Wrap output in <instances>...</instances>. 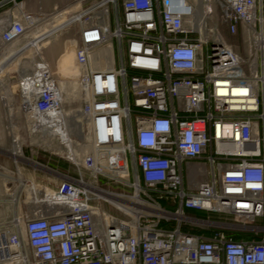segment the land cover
<instances>
[{"label": "built area", "instance_id": "obj_1", "mask_svg": "<svg viewBox=\"0 0 264 264\" xmlns=\"http://www.w3.org/2000/svg\"><path fill=\"white\" fill-rule=\"evenodd\" d=\"M87 1L0 0L9 156L51 140L77 171L0 170V264H264V0ZM71 28L72 94L43 50Z\"/></svg>", "mask_w": 264, "mask_h": 264}, {"label": "rangeland", "instance_id": "obj_2", "mask_svg": "<svg viewBox=\"0 0 264 264\" xmlns=\"http://www.w3.org/2000/svg\"><path fill=\"white\" fill-rule=\"evenodd\" d=\"M20 3V0H18ZM92 1L94 0H88L86 3L83 4V7H86L88 4H90ZM12 4L8 5L7 7L11 6ZM39 6H42L41 4L38 5L37 9L39 8ZM21 7V6H20ZM43 7V6H42ZM22 8V7H21ZM36 9V10H37ZM44 10H46L43 7ZM54 10V9H53ZM47 12H52L49 10H46ZM74 30V28H71L67 31H61L58 32L57 34H54L53 36H51V38L49 39V44L46 45L44 47V55L46 56V58L54 65L58 67V72L61 75V77L64 79V76H66L65 74V67H64V60L67 56V53L70 52L72 45L75 44V41L71 40L74 39L75 36L73 34H71V32ZM227 38L231 41H235V42H239L241 44L242 42V37L241 36H235V37H230L227 36ZM68 40V41H67ZM22 45L21 43H17L13 46H9L7 48H5L6 52L4 54H1L0 56V60L3 59V57L9 56L11 53H15ZM239 53L242 56H245L246 52L244 51V48L242 45H240L239 48ZM21 58V62H22ZM16 66V65H15ZM19 66V64L17 65V67ZM28 66L25 63V67ZM15 68V67H14ZM18 69L17 71L14 70L13 68L10 69L9 71H7V73L5 72V74H3L0 77V148L4 149V150H9V148L11 147L10 141H9V121L7 118V113H6V104L7 102L9 103L8 100L5 99H1V95L2 93L5 91V82L6 79L8 80V82H14L16 77H17V73H18ZM63 85L65 86V89L68 90V93L72 94V89L75 88L76 89V85L75 84H69L67 81H65L64 79V83ZM70 108L72 109H79L80 108V99L75 98L74 101L72 102ZM69 113H71L74 117H75V111L74 110H70L69 109ZM75 113V114H74ZM78 114V113H77ZM77 128V123L74 125V129ZM38 139L36 138H31V141L33 143V145H30L29 148H24V154L27 157H30L34 160L37 161H45L48 159V157H52L53 159L59 160L60 164L64 163V164H70L68 161L56 156V155H52L51 152H55V150H60L61 148L57 147V144H55V142L53 141V143L50 141H48L49 143V148L47 147V149H42L40 147H37L36 144ZM58 148V149H57ZM9 154L5 153L3 151L0 150V161L3 160H7L9 158ZM52 161V160H51ZM84 176H91L88 172L84 173ZM33 179H35L37 182L44 184V186L46 187H52L54 185H56V182H48L46 180L47 176H31ZM43 177L44 182H40L39 178ZM188 215L190 216H195V217H208V214H206L205 212L202 211H188ZM220 218V217H219ZM260 222V221H259ZM173 225V223H168V222H163L162 223V227L164 228H169Z\"/></svg>", "mask_w": 264, "mask_h": 264}, {"label": "crops", "instance_id": "obj_3", "mask_svg": "<svg viewBox=\"0 0 264 264\" xmlns=\"http://www.w3.org/2000/svg\"><path fill=\"white\" fill-rule=\"evenodd\" d=\"M72 1L73 0H20V6L26 10L36 11L38 5L41 4L46 10L51 11L55 7L65 6L67 4H70ZM3 8H0V14L3 12ZM53 28L54 27L49 28L48 31L50 32L53 31ZM47 34L48 32H45L44 35H47ZM48 44L49 42H44V46ZM11 56H13L12 53L9 56H7L8 63H9L7 66L8 68L7 71H9L12 68L17 71V69L19 70L20 67L19 66L17 67V65L15 66L14 57L12 58ZM7 91H8V88L6 85L5 91L3 93H6ZM69 115L71 117L73 116L71 113H69ZM9 133H10V130H9ZM0 150L8 154L12 153V156L14 155L13 152L17 154L15 150L7 151L2 148H0ZM32 160L36 162V164H28L24 161H18L17 163H15L14 158L9 157L7 160L0 161L1 173L3 174V176H16V172H17L21 176H27L30 178H32L31 176H59L57 173H61L62 175L77 176V171L72 165L64 164V163L60 164L59 160L53 159L51 156L48 157L47 160L42 161V162L34 160V159ZM43 179H44L43 177H40L39 181L44 182Z\"/></svg>", "mask_w": 264, "mask_h": 264}, {"label": "bare ground", "instance_id": "obj_4", "mask_svg": "<svg viewBox=\"0 0 264 264\" xmlns=\"http://www.w3.org/2000/svg\"><path fill=\"white\" fill-rule=\"evenodd\" d=\"M77 7V6H75ZM37 40L35 39V41L33 43H35ZM74 50H75V44L72 45L71 50L69 53H67V56L64 60V67H65V74L66 76H64L65 81H67L69 84H75L76 88H78V84H77V77H78V67L75 65L74 63ZM13 56H11L12 58L14 57V63L15 65L19 64L20 67V63H21V53L20 52H15L12 53ZM8 59L7 56L3 57L2 60H0V77L5 74V72L7 73V66H8ZM249 72V71H247ZM72 78V80L70 79ZM10 130V128H9ZM80 131V127L77 124V128L74 129V134H77ZM58 149V148H57ZM15 151L18 152L17 148H15ZM18 154V153H17ZM12 156V153L9 154ZM38 165V164H37ZM40 166V165H39Z\"/></svg>", "mask_w": 264, "mask_h": 264}, {"label": "trees", "instance_id": "obj_5", "mask_svg": "<svg viewBox=\"0 0 264 264\" xmlns=\"http://www.w3.org/2000/svg\"><path fill=\"white\" fill-rule=\"evenodd\" d=\"M209 217L211 219H214V220H219V216L218 215H210ZM226 232L228 234H230V236L234 237L235 239H241V238L248 237L247 233H243V232H240V231L226 230Z\"/></svg>", "mask_w": 264, "mask_h": 264}]
</instances>
